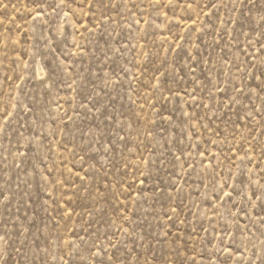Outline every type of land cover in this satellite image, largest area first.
I'll return each mask as SVG.
<instances>
[{
	"label": "rangeland",
	"instance_id": "374dc122",
	"mask_svg": "<svg viewBox=\"0 0 264 264\" xmlns=\"http://www.w3.org/2000/svg\"><path fill=\"white\" fill-rule=\"evenodd\" d=\"M0 264H264V0H0Z\"/></svg>",
	"mask_w": 264,
	"mask_h": 264
}]
</instances>
